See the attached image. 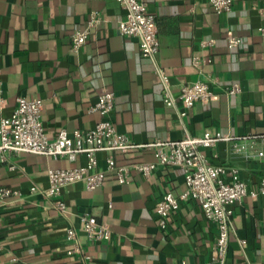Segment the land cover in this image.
Instances as JSON below:
<instances>
[{
  "label": "crops",
  "instance_id": "0c3cea01",
  "mask_svg": "<svg viewBox=\"0 0 264 264\" xmlns=\"http://www.w3.org/2000/svg\"><path fill=\"white\" fill-rule=\"evenodd\" d=\"M145 1L158 23L157 62L141 54L136 37L121 33L118 23L126 10L118 0H0V120L12 114L18 96L33 95L43 101L50 138L63 129L93 128L103 115L91 106L108 87L117 96L111 112L117 129L138 144L205 131L264 135V0H235L223 12L209 0ZM93 11L102 22L86 45L72 50V33L85 28ZM229 35L240 37V44L229 47ZM204 40L212 44L204 46ZM194 55L210 58L203 74L192 62ZM158 66L176 93L198 78L209 80L214 100L197 102L182 116L181 100L174 107L163 101ZM235 82L241 91L227 93ZM216 150L214 160L237 166L250 190L260 186L264 162L246 159L229 141L220 142ZM116 159L130 163L156 157L152 148H138L127 155L117 152ZM86 161L85 155L70 161L21 153L13 157L11 168L0 160V183L26 195L0 202V264H215L217 227L197 200L181 201L167 227L159 225L157 200L167 191L179 195L186 189L185 174L177 166H158L150 176L133 170L124 183L108 173L95 190L82 181L69 184L61 195L67 204L64 214L51 199L30 192L34 184L48 186L50 168ZM99 166L106 167L104 152L99 153ZM233 209L225 264H264V194H248ZM84 211L105 222L111 237L90 239L79 219ZM70 227L77 229L89 260L68 253Z\"/></svg>",
  "mask_w": 264,
  "mask_h": 264
},
{
  "label": "built area",
  "instance_id": "2783aa9c",
  "mask_svg": "<svg viewBox=\"0 0 264 264\" xmlns=\"http://www.w3.org/2000/svg\"><path fill=\"white\" fill-rule=\"evenodd\" d=\"M126 10V15L118 23V28L127 37H136L141 54L157 62L160 50L158 23L154 12L148 8L145 0H118ZM217 12L232 9L235 0H209ZM102 22L101 15L93 11L85 28L76 29L71 36V48L79 50L96 28ZM241 38L229 35V47L240 44ZM212 40L202 41V45H210ZM210 61L208 56L194 55L192 62L203 74L202 66ZM158 72L163 80V101L169 107L177 106L181 100L186 116L187 110L195 103L208 104L215 98V91L209 80L201 77L195 81L183 84L176 93L169 81L168 75L158 66ZM0 67V94L3 93V80ZM241 91L238 82L227 88V93ZM116 93L105 87L98 101L91 106L103 115L93 128H79L72 132L61 130L55 138H50L46 132L43 117V101L39 97L18 96L17 105L9 116L0 120V160L14 168L12 159L21 153L43 154L53 158L64 157L75 161L78 156L85 155L87 164L54 167L48 170V186L40 188L36 184L30 187V192H40L51 199L61 213L67 212V204L61 198L65 186L82 181L86 188L95 190L103 182L108 173L115 175L121 183L129 182L133 170L144 176L161 165H171L181 168L185 174L186 189L179 195L172 191L165 192L155 205L159 225L167 227L168 219L175 213L183 200H197L206 218L217 227V234L212 245V260L215 264H225L229 248V236L233 229V205L241 202L245 196L264 194V176L260 186L250 190L249 185L240 177L237 166L227 167L216 162V148L222 141H229L235 151L242 153L246 159L264 162V135L232 136L221 132L205 131L201 134L186 133L179 139L164 140L156 138L150 142L138 144L128 134L120 132L111 112L115 107ZM1 99L2 96H1ZM138 148H152L156 159L153 161H134L120 163L116 153H126ZM212 151V155L209 153ZM106 153V167L99 166V153ZM25 193L21 189L0 183V202L9 199H22ZM81 228L90 239L104 240L112 235L111 228L99 221L95 214L84 211L79 214ZM71 243L68 253L78 255L87 261L90 255L79 241L78 231L70 227L66 232ZM182 264H187L183 261Z\"/></svg>",
  "mask_w": 264,
  "mask_h": 264
},
{
  "label": "trees",
  "instance_id": "16d2710c",
  "mask_svg": "<svg viewBox=\"0 0 264 264\" xmlns=\"http://www.w3.org/2000/svg\"><path fill=\"white\" fill-rule=\"evenodd\" d=\"M131 151H129V152H126V153H122V152H119V153H121V154H123V155H127V154H129Z\"/></svg>",
  "mask_w": 264,
  "mask_h": 264
}]
</instances>
